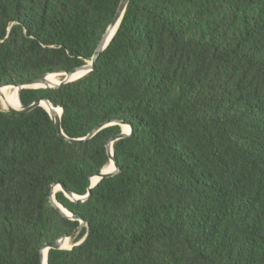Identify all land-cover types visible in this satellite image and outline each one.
Masks as SVG:
<instances>
[{
  "label": "trees",
  "instance_id": "trees-1",
  "mask_svg": "<svg viewBox=\"0 0 264 264\" xmlns=\"http://www.w3.org/2000/svg\"><path fill=\"white\" fill-rule=\"evenodd\" d=\"M120 1L0 0V87L91 60ZM39 97L71 138L132 125L88 199L55 192L86 225L48 264H264V0H129L94 69L20 92ZM120 132L71 143L43 107L0 105V264L78 227L53 185L84 195Z\"/></svg>",
  "mask_w": 264,
  "mask_h": 264
},
{
  "label": "water",
  "instance_id": "water-1",
  "mask_svg": "<svg viewBox=\"0 0 264 264\" xmlns=\"http://www.w3.org/2000/svg\"><path fill=\"white\" fill-rule=\"evenodd\" d=\"M128 2H129V0H121L120 1L118 8L116 10V13L113 17V20L109 24V26L107 27V29L105 30L103 35L101 36V38H100V40H99V42H98V44L94 50V53L92 55L91 60L87 61L85 64L76 66L73 69H71L70 71L46 73V74H42V75L36 76L34 78H31V79H28V80H25V81H22V82H19L16 84H5V85H3V86L11 85V86L17 88V97L19 100V106L17 108L7 106L6 108H7L8 112H15V113L22 112V113H24V112L31 111L35 107L41 106L48 112L49 116L53 120L54 125H55L59 135L62 136L63 138H65L68 142L77 143V142H81L83 140L89 139L95 133H97L100 129H102L108 125H111V124L121 125V132L119 134L115 135L114 137H112L106 144L107 154H108L109 160L112 162V167L111 168L103 167L101 170L96 171L95 173L90 175L87 192L84 195H78V194L73 193L67 187H65V185L62 183H57V184L53 185L52 194H51L52 205L57 210H59L62 215L66 216L72 220H78L79 225L70 234L62 236L52 243H47L41 249V251H40L41 264H42V257H43L44 251L46 252V264H48V262H47L48 250L49 249H70L73 245L70 248H66L64 246L65 240L69 239L73 235L77 234L81 230V228L86 225V222L82 216L75 215V214L71 213L69 210H67L66 208H64L66 211L61 208L62 205L57 202L56 197H55V192L58 190L63 191L64 194L72 201H85L86 199H88V197L91 193V189L97 184L98 181H100L101 179H103L105 177H111L119 171V166L117 165V162L115 161V158L113 155V143L115 141L121 139V138H124V137L130 135L132 132V125L130 123L122 121V120L106 121V122H103V123L97 125L85 137L71 138V137L66 136L62 130V111H63V109L61 106L55 105V104L51 103L48 99H45L43 97H39V98L35 99L34 101L30 102L29 104H24L21 101L20 92L22 89H25V88H57V87L62 86L66 83H69V82H71L77 78H80L83 75H85L87 72L93 70L95 67L96 60L98 59L100 54L105 50V48L108 46L109 42L111 41L112 37L114 36V34H115V32L119 26V23L121 21V18L124 14V11H125V8H126ZM113 29H114V32L112 34ZM52 74L53 75L62 74L63 77L58 82L54 83L49 78V76ZM44 104H47V105L51 106L52 108H59L60 114H58L54 110L49 111L44 106ZM125 127H127V129ZM94 178L98 179V181L95 182L93 180ZM82 240H83V238L81 240H79L76 244H79L80 242H82Z\"/></svg>",
  "mask_w": 264,
  "mask_h": 264
},
{
  "label": "bare ground",
  "instance_id": "bare-ground-1",
  "mask_svg": "<svg viewBox=\"0 0 264 264\" xmlns=\"http://www.w3.org/2000/svg\"><path fill=\"white\" fill-rule=\"evenodd\" d=\"M113 32H114V29H113V31H112V34H113ZM56 75V74H55ZM49 78L54 82V83H56V82H58L60 79H54L53 78V74L52 75H50L49 76ZM7 86H11V85H7ZM3 87H6V86H2V87H0V93H1V95H2V88ZM11 87H13V86H11ZM15 88V91H14V94H13V101H12V103H10L9 101H11V97H9V96H5V98L8 100H5L4 101V106L5 107H7V106H10V107H14V108H17L18 106H19V100H18V97H17V88L16 87H14ZM44 106L49 110V111H56L58 114H60V109L59 108H52L51 106H49V105H47V104H44ZM126 129H127V127H126ZM110 161V160H109ZM110 164H111V166H112V162L110 161ZM95 182L97 181V179L96 178H94L93 179ZM61 208L63 209V210H65L62 206H61ZM66 211V210H65ZM67 240V239H66ZM66 240H65V242H66ZM42 264H46V252L44 251V253H43V257H42Z\"/></svg>",
  "mask_w": 264,
  "mask_h": 264
},
{
  "label": "rangeland",
  "instance_id": "rangeland-1",
  "mask_svg": "<svg viewBox=\"0 0 264 264\" xmlns=\"http://www.w3.org/2000/svg\"><path fill=\"white\" fill-rule=\"evenodd\" d=\"M56 76L58 77V78H60V79H62V77H63V75L62 74H56ZM2 95H1V93H0V105H1V108L3 109V110H6L7 111V108L4 106V101L5 100H7L6 98H5V96L7 95V96H9V97H11L12 99H11V101H9L10 103H12V101H13V94H14V91H15V88L14 87H11V86H6V87H3L2 88ZM8 101V100H7ZM126 128V127H125ZM69 242H70V245L67 247V245H66V242L64 243V246L66 247V248H70L73 244L71 243V238H69Z\"/></svg>",
  "mask_w": 264,
  "mask_h": 264
}]
</instances>
